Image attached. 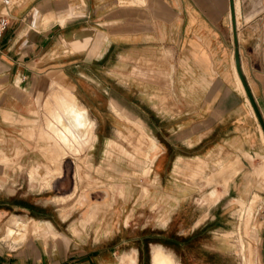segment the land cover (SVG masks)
<instances>
[{
	"label": "crops",
	"instance_id": "0c3cea01",
	"mask_svg": "<svg viewBox=\"0 0 264 264\" xmlns=\"http://www.w3.org/2000/svg\"><path fill=\"white\" fill-rule=\"evenodd\" d=\"M0 16L7 19L0 35V134L11 132L10 119L25 117L30 102L35 105L34 98L42 92L39 85L44 81L53 80V86L69 91L70 87L95 122L98 110L93 103L96 99H91L94 84L102 85L108 106L110 101L121 108L123 103L142 102L141 85L129 83L124 74L137 68L157 74L158 81L146 87H162L163 100L169 103L164 107V118L151 107L149 114L140 110L144 120L138 118L151 133H166L169 150L181 151L174 154V162L188 153L183 150L200 155L198 151L207 139L217 134L218 141L237 143L235 149L244 151L243 159L252 161L254 156L249 152L255 144L259 145L255 149L264 152L252 125L253 104L264 128V0H0ZM68 38L76 40L79 47L74 48ZM236 62L250 92L249 106ZM131 87L136 97L126 100L123 90ZM260 155L255 153V157ZM217 166L222 169L223 182L212 174L214 183L223 184L224 193L241 191V184L228 188V183L235 182L244 168L236 163L228 173ZM239 168L242 170L238 172ZM234 171L238 173L231 175ZM238 198L241 196L232 200ZM238 202L244 203L242 198ZM31 208L13 199L7 202V195L0 196V222H6L0 237V264L108 263V253L90 249L92 243L88 250L76 252L70 238L49 221L31 219L28 224L9 214L13 209L33 212ZM11 220L14 227L9 228L11 237L5 241ZM31 224L37 229L48 227L53 241L23 243L25 229ZM257 245L260 264H264V215ZM132 258H123L121 264Z\"/></svg>",
	"mask_w": 264,
	"mask_h": 264
},
{
	"label": "rangeland",
	"instance_id": "374dc122",
	"mask_svg": "<svg viewBox=\"0 0 264 264\" xmlns=\"http://www.w3.org/2000/svg\"><path fill=\"white\" fill-rule=\"evenodd\" d=\"M68 41L74 48L79 47L76 40ZM141 71L128 69L124 74L129 83L141 85L136 88L142 102L123 103L121 108L110 101L108 106L102 85L92 86L91 99H96L93 103L98 118L97 122L89 115L88 118L95 138L89 140L84 135L75 143L69 142L77 159L69 154L61 156L57 151L63 145L57 141L61 103L67 93H73L71 88L65 85L69 91L61 86L64 92L59 93L53 80L39 85L42 92L38 91L34 98L35 105L30 102L25 117L10 119L11 132L0 134V196L7 195L9 203L11 199L24 202L40 214L19 209L10 210L9 214L28 224L31 219L51 222L70 238L76 252L88 250L90 243V249L107 252V264H121L123 258L131 255L135 262L134 258L125 259L122 264H151L158 247L177 264H260L257 237L264 215V172L259 169L264 164V152L255 149L259 147L255 144L249 152L254 156L252 161L243 159L240 156L244 151L235 149L237 143L218 141L217 134L207 139L198 151L200 155L183 150L188 153H182V160L177 158L174 162V154L181 151L169 150L166 133H151L141 121L144 119L140 110L149 114L151 107L164 118V107L169 104L163 100L162 87H146L149 82L158 81L157 74L149 69ZM128 89L123 90L126 100L135 96V90ZM243 90L245 99L244 87ZM249 103L245 101L247 106ZM252 125L264 146L253 110ZM255 153L263 155L255 157ZM236 163L244 169H237L242 171L235 182L233 179L228 183V188L241 184L242 190L224 193L223 184L214 183L211 175L222 183V169L217 165L227 171ZM45 181H49L47 187H43ZM239 196L244 203L238 202L241 198L232 200ZM61 197L66 199L53 200ZM5 224L0 222V237ZM10 227H14L12 220L6 228L5 241L11 237ZM50 234L48 227L37 229L31 224L23 243L52 242ZM82 243L86 245L81 246Z\"/></svg>",
	"mask_w": 264,
	"mask_h": 264
},
{
	"label": "bare ground",
	"instance_id": "6f19581e",
	"mask_svg": "<svg viewBox=\"0 0 264 264\" xmlns=\"http://www.w3.org/2000/svg\"><path fill=\"white\" fill-rule=\"evenodd\" d=\"M240 83H241V81H240ZM54 86L56 87V90L59 93L64 92L63 87H61V85L54 84ZM64 94H66V93H64ZM61 104H63V106H62L63 111H62V113H60L61 118L56 117V118L60 119V122L58 125V126H60L59 127L60 130L58 131V134H57L58 135L57 141L60 142L61 145L62 144L63 145L61 147L59 146L57 151H60L61 156H65V155L69 154L71 156L73 155V157H75V159H77L76 155L72 154L73 147H70L71 144L69 145V142L75 143L77 141V139L82 138L84 135H87L89 137V140H93L95 138L94 132H93L94 126H93V124H91V122L88 118V113H87L86 107L81 105L78 102V100L73 96V94L70 95L69 93H67L66 97L63 98V101ZM56 121H57L56 124H58V120H56ZM82 146H84V145H82ZM153 146H154V142H152V147ZM82 149H83V147H82ZM58 169H59V167H58ZM259 170L261 173L264 172V164L262 165V167H260ZM56 171H58V170L55 169V174L57 173ZM227 172H226V174L229 173V172L228 173ZM77 179H78V182L81 181V180L79 181L80 178H77ZM46 186H48V185H46ZM133 258H132V260H133ZM151 264H177V263L162 248L158 247V248L154 249L152 259H151Z\"/></svg>",
	"mask_w": 264,
	"mask_h": 264
},
{
	"label": "water",
	"instance_id": "95a60500",
	"mask_svg": "<svg viewBox=\"0 0 264 264\" xmlns=\"http://www.w3.org/2000/svg\"><path fill=\"white\" fill-rule=\"evenodd\" d=\"M235 67H236L237 75H238V77H239V79H240V81H241V83H242V85H243V87H244V89H245V92H246L247 95H249L248 90H247V88H246V86L244 85V82H243V80H242V77L240 76V73H239V70H238V64H237V62H236V64H235ZM248 97H249V96H248ZM249 100H250V97H249ZM250 101H251V100H250ZM251 104H252V103H251ZM252 107H253V111H254V113H255V115H256V117H257V120L259 121V124H260V126H261V129H262V131H263V133H264V128H263V126H262V123L260 122V118H259V116H258V114H257V112H256V110H255V108H254V106H253V104H252Z\"/></svg>",
	"mask_w": 264,
	"mask_h": 264
},
{
	"label": "built area",
	"instance_id": "2783aa9c",
	"mask_svg": "<svg viewBox=\"0 0 264 264\" xmlns=\"http://www.w3.org/2000/svg\"><path fill=\"white\" fill-rule=\"evenodd\" d=\"M7 25V19L5 16H0V35L4 31Z\"/></svg>",
	"mask_w": 264,
	"mask_h": 264
}]
</instances>
